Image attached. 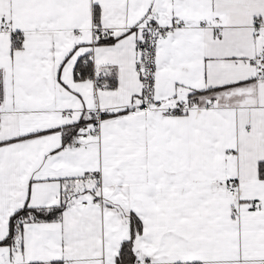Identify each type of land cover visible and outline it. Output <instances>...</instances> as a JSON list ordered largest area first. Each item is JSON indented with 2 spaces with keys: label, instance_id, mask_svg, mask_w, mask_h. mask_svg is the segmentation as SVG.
<instances>
[{
  "label": "snow or ice",
  "instance_id": "6c2138e0",
  "mask_svg": "<svg viewBox=\"0 0 264 264\" xmlns=\"http://www.w3.org/2000/svg\"><path fill=\"white\" fill-rule=\"evenodd\" d=\"M0 264H264V0H0Z\"/></svg>",
  "mask_w": 264,
  "mask_h": 264
}]
</instances>
